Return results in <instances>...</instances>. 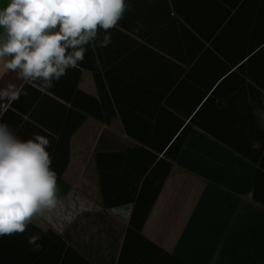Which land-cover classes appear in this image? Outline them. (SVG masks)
Segmentation results:
<instances>
[{"label": "crops", "instance_id": "0c3cea01", "mask_svg": "<svg viewBox=\"0 0 264 264\" xmlns=\"http://www.w3.org/2000/svg\"><path fill=\"white\" fill-rule=\"evenodd\" d=\"M126 2L130 10L110 30L111 43L107 47L89 46L83 62L54 82V88L64 94L62 90L71 89L79 76L76 91L98 99V90H115L118 97H109L112 116L108 122L88 117L72 134L68 165L57 178V207L44 214L45 220L35 217L31 223L42 234L51 231L54 235L49 232L38 242L42 248L31 264H118L132 205L103 207L94 156L139 147L131 137L161 136L166 130L161 126L163 121L152 116L158 111L154 101L133 100L135 110L126 111L131 102L123 105L122 91L136 89L137 82H142L139 89L154 88L151 75L191 71L198 74V88L201 84L205 91L207 63L205 50L200 48L202 42L206 46V39L192 25L221 24L223 9L230 11L233 24L247 26V46L264 34V0ZM7 3L0 0V8ZM100 35L102 38L103 32ZM254 54L256 59L264 58L262 50ZM246 73L243 84L247 92L236 96L234 103L264 104V61L259 64L257 60ZM8 83L22 84L28 92L14 102L0 101V123H7L19 138L27 140L39 134L57 139L67 126V118H77L78 112L68 114L70 104L56 94L59 91L54 94L38 84L21 81L0 63V88ZM236 89H243V85L237 83ZM182 97L188 105L186 91ZM205 100L204 96L199 107ZM167 111L174 113L170 108ZM250 113L217 118L211 126L213 135L192 126L142 226L139 236L181 264H264V171L256 182L257 167L213 139L264 137V131L256 134L261 124L253 111ZM174 115L183 119L180 113ZM199 122L204 127L211 125L204 113ZM53 147L50 142L51 152ZM69 211L74 217L64 223L61 217ZM14 236L0 241V264H19V256L23 262L29 258L27 248L32 247L26 245V237L19 240ZM21 248L24 254H16Z\"/></svg>", "mask_w": 264, "mask_h": 264}, {"label": "trees", "instance_id": "16d2710c", "mask_svg": "<svg viewBox=\"0 0 264 264\" xmlns=\"http://www.w3.org/2000/svg\"><path fill=\"white\" fill-rule=\"evenodd\" d=\"M229 13L230 11L223 9L224 16L221 24L201 27H193L192 25V28L206 39V46L204 47L202 42L200 48L205 50L204 60L207 63L205 75L207 89L205 91L202 90L204 88L201 87V84L200 89L198 88V74L194 75L193 71L184 74L161 73L151 75V83L154 88L139 89L137 85L142 82H137L136 89L122 91L123 105L127 102H131L132 105L128 106L126 111H129V108L132 111L135 110L132 104L133 100L154 101L155 110L158 111H154L157 113L152 116H157L158 121L162 120L163 124L161 126L166 130L161 133V136L131 137L139 144V147L115 153L97 152L94 156L103 207L111 209L132 205L124 246L118 264H181L143 239L139 236V233L166 177L172 169V164L176 161L180 150L184 146L189 130L192 126H196L213 135L215 133L212 132L211 126L214 125L216 120H219L217 119L219 117H230L235 113L240 117L251 116L252 113L250 112L252 111L254 116L257 117L256 109L264 112V104L262 103L255 106L234 103L236 96H245L247 92L244 85L248 77L246 68L257 60H259V64L261 59L264 61L261 56L258 59L254 58L256 51H264V34L260 33L261 37L256 39V43L251 42L247 46L245 42L248 32L247 26L233 24ZM255 33L256 31L253 30L251 34L255 35ZM241 40L244 42H241ZM215 54H217L216 57ZM78 77H76V80L74 79L71 89L62 90L64 94L61 93L60 89H55L54 86L47 89L54 94L56 90L59 91L60 93L56 94L69 102L71 109H67L68 114H71L72 110L78 112L76 113V119L67 118L65 122L67 126L62 128L57 139H48L54 144L53 152L50 148L48 151L52 159L51 167L57 173V178L62 176L68 165L69 142L72 134L88 117L100 122H108L112 116L109 97L114 99L118 97L115 90H98V99L76 91ZM237 83H241L243 89H236ZM252 90L253 93L257 92ZM183 91L188 94V105L182 101ZM35 92L37 96L40 95L39 92ZM72 93L75 94L71 98ZM204 96L206 100L199 107V103L204 101ZM135 97L136 99H133ZM119 108L121 107L119 106ZM167 108L172 109L178 115L180 113L183 119L176 117L174 113L168 112ZM203 113L207 119V124L210 123L211 125L204 127L199 122V115ZM132 114L131 112L127 113L129 117ZM186 118L189 119L188 123L184 120ZM258 131H264V127L261 126L259 130L257 129L256 134ZM213 139L257 167V182L261 170L264 171V137L240 139L238 137L215 136ZM252 143L258 144V146L254 148ZM253 201L259 203L255 196ZM49 232L51 231H48L47 234H50ZM37 233L41 237L47 236V234H42L29 224L25 234H16L14 238L21 240ZM9 238L10 236L0 237V241L5 242ZM26 245L32 247L27 248L29 258H26L23 262L22 257L19 256V264H31L30 261L38 257V251L42 248L33 251L32 245L29 243ZM15 252L18 255L24 254L22 248L16 249Z\"/></svg>", "mask_w": 264, "mask_h": 264}, {"label": "clouds", "instance_id": "9594fccd", "mask_svg": "<svg viewBox=\"0 0 264 264\" xmlns=\"http://www.w3.org/2000/svg\"><path fill=\"white\" fill-rule=\"evenodd\" d=\"M129 10L126 0H8L0 8V63L17 79L49 89L83 62L89 46L107 47ZM21 95H28L22 84L0 88V101ZM256 116L264 127V112L256 109ZM49 147L44 135L23 140L0 123V237L25 234L35 217L57 207ZM26 239L33 251L42 247L39 233Z\"/></svg>", "mask_w": 264, "mask_h": 264}, {"label": "built area", "instance_id": "2783aa9c", "mask_svg": "<svg viewBox=\"0 0 264 264\" xmlns=\"http://www.w3.org/2000/svg\"><path fill=\"white\" fill-rule=\"evenodd\" d=\"M5 105L2 107L4 108ZM65 217V218H64ZM74 217V214H72V211H69L66 216L61 217L64 223H67L71 220V218Z\"/></svg>", "mask_w": 264, "mask_h": 264}, {"label": "rangeland", "instance_id": "374dc122", "mask_svg": "<svg viewBox=\"0 0 264 264\" xmlns=\"http://www.w3.org/2000/svg\"><path fill=\"white\" fill-rule=\"evenodd\" d=\"M52 218V217H51ZM43 219L45 220V218L43 217ZM51 219H48V221H50ZM51 224H53V221L50 222V226ZM52 227V226H51Z\"/></svg>", "mask_w": 264, "mask_h": 264}]
</instances>
